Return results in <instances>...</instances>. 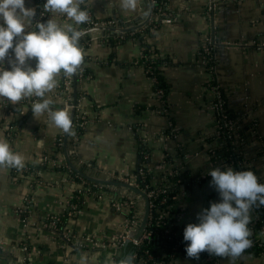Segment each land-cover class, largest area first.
<instances>
[{
  "label": "crops",
  "instance_id": "0c3cea01",
  "mask_svg": "<svg viewBox=\"0 0 264 264\" xmlns=\"http://www.w3.org/2000/svg\"><path fill=\"white\" fill-rule=\"evenodd\" d=\"M37 4L38 0H26L28 7L37 9ZM81 6L98 21L113 20L111 28H142V23L158 19L159 27L147 42L167 55L169 63L163 67L167 92L161 99L144 67L135 63L141 54L138 41L127 39L111 46L106 33L87 34L91 43L83 49L90 58L85 65L91 76L78 84L87 123L70 146L73 152L67 150L75 156L74 165H84L85 173L96 177L127 176L134 170L138 147H145L152 183L167 174L173 188L179 186L175 224L196 222L201 208L220 199L211 179H199L215 167L210 148L221 142L217 138L209 142L214 128L209 84L214 79L226 91L228 110L238 122L250 125L242 154L247 166H255L257 177L264 180V49L252 45L264 40V0H169L165 14L173 17L171 23L159 20L151 0H138L135 10L123 9L121 0H84ZM48 17L71 22L59 14ZM207 37L216 43L211 73L199 56ZM30 63L35 65L34 60ZM57 79L59 83L61 75ZM46 98L53 100V110H64L56 104L63 101L57 87ZM38 99H23L16 105L0 100V137L24 157L25 164L22 170L0 167V264H124L130 256L125 246L109 243L127 224L124 211L114 203L128 197L142 214L144 200L136 193L106 185L101 197L91 192L84 199L68 226L74 232L73 244L79 238H93L86 242L87 249H75L48 224V217L66 210L78 185L50 167L26 173L28 167L41 165L63 133L47 113H32L30 106ZM68 140L69 135L66 148ZM63 158L64 152L58 154V161ZM29 202L30 214L24 221L21 210ZM253 218L251 211V222ZM172 264L204 262L179 255ZM218 264H264V257L245 254L235 261L219 257Z\"/></svg>",
  "mask_w": 264,
  "mask_h": 264
},
{
  "label": "clouds",
  "instance_id": "9594fccd",
  "mask_svg": "<svg viewBox=\"0 0 264 264\" xmlns=\"http://www.w3.org/2000/svg\"><path fill=\"white\" fill-rule=\"evenodd\" d=\"M83 3L84 0H46L44 12L71 21L60 23L55 18L46 22L35 19L36 9L26 6V0H0V100L6 98L16 105L23 99L39 98L31 106L32 113H47L65 134H73L71 115L67 110H53V100L46 94L58 86L61 73L74 76L84 63L80 40L87 33L79 26L90 17L81 7ZM137 4L138 0H121L126 10H135ZM33 60L34 66L30 63ZM24 166V157L0 137V167L22 170ZM209 175L210 186L220 199L201 208L196 222L186 224L185 251L195 260L207 252L235 261L251 246V210L264 205V183L252 170L237 171L231 166L215 167Z\"/></svg>",
  "mask_w": 264,
  "mask_h": 264
},
{
  "label": "trees",
  "instance_id": "16d2710c",
  "mask_svg": "<svg viewBox=\"0 0 264 264\" xmlns=\"http://www.w3.org/2000/svg\"><path fill=\"white\" fill-rule=\"evenodd\" d=\"M169 0H155L154 3V12L155 13H166V7ZM43 1L38 0L36 13L39 11H43ZM82 7V6H81ZM49 13H46L43 11V16L41 19L42 21H45ZM161 18H159L160 20ZM107 20H102V22H106ZM158 19H155L154 21L146 24V26L142 28H138L136 30H130L122 37L116 36L114 37V33H111L110 31L105 32L106 34V41H108L109 45L116 46L127 39H132L138 41L140 47H141V54L139 58L135 61V63L141 64L144 67V70L146 72V75L151 78L155 77L157 80V83H154V89L161 88L164 91V94L167 92V85L163 77V67H165L169 63V58L167 55H164L161 53V51L153 46L152 44H149L147 42V38L153 37L155 35L156 30L159 27ZM120 26H123L122 22H119ZM85 26V24L80 25L79 27L82 29ZM150 27H153L154 30L151 31ZM91 39L88 35H85L80 40V46L82 48H86L90 45ZM216 43L214 45H210V50L215 53ZM90 58L85 54L84 56V63L81 66V69L78 70L77 74H75V79L77 83V101L75 105V112L72 120L73 125V134H69V140L67 142V150H70V146L73 144V138L74 136L78 137L82 133V128L79 127V121H81V114L84 115L81 109L80 100L83 96V94L78 90V84L82 79H87L91 76V70L90 67L85 65L86 62H89ZM209 64H214V60H211L210 63L207 64L206 67L209 66ZM65 76L63 73H61V79L58 83L57 90L58 94L65 99L67 95H70V98L72 100V88L73 83L71 80L70 83V91L67 92L63 90V80ZM216 81L212 80L210 84H214ZM222 97L224 100L223 110L224 113L228 117L235 116L228 110L227 107V96L226 91L220 87ZM71 100L69 102H71ZM31 110V106H30ZM29 110V111H30ZM28 111V112H29ZM85 116V115H84ZM87 121V118H86ZM87 123V122H86ZM86 125V124H85ZM84 125V126H85ZM250 125L249 123H238V129L237 132L242 137V142H237V139L235 138H227V140L223 143L222 140L219 143V145L215 148H210L211 151V157L212 160L215 162L216 159H219L218 166H221L222 168L226 166H233L237 171L239 170H247L250 169L256 174V168L255 166H247V159L243 156V147L245 146V141L247 138V131L249 130ZM65 133L63 132L61 136L58 137V139L55 142V146L52 149L51 152L44 154L46 156V159L43 160L41 165H39L37 168L34 167H28V170H26V173L30 174L32 172H36L38 169H46V168H53L56 170H59L67 175V178L70 181H73L77 183V188L74 189L73 195L70 198V201L68 203V206L66 210L60 214L55 216L53 219L48 218L47 222L53 223L50 227L51 229L61 236L63 240L66 243L72 244L75 249H87V246L72 243L71 239L66 238L63 236V232H71L74 234L72 230L69 229V222L70 220H74L75 217L78 214V211H80L84 199L93 191H97L99 188L105 189L109 188V186L101 185L98 183H94L92 181L87 180L86 178L82 177L80 174L72 170L69 165L67 159L65 157L61 159L62 164H52L51 161L58 159V154H63V140H64ZM225 136V134H224ZM209 142L216 139L214 136L209 137ZM72 140V141H71ZM239 140V139H238ZM209 149V148H208ZM137 161L134 167V170L132 173L128 176H135L136 183L138 184V187L145 192H149L150 190H153L154 188H167V192L165 194H159L156 198H149V217L146 225V232L149 233V238L143 240L139 244H134L132 242H129L125 247L124 250H126L127 254H130L133 256L131 264H172L174 260L179 256H185L187 257L185 248L186 244L188 242L184 241L183 239V231L186 226V224L183 225H176L175 222V214L178 213L179 208L176 206L177 198H178V184L176 185V189L174 183H172V178L167 174H162L158 181L156 183H152L153 173L152 168L149 166L150 160H149V153L146 150L145 147H138L137 153H136ZM68 160L74 165L73 161L75 162V156L72 154L68 155ZM221 161V162H220ZM52 164V166H50ZM78 170L81 172H85L84 168L85 166H76L74 165ZM15 171V169H14ZM117 175L114 174L112 179L117 180ZM208 179V178H207ZM260 183H264V180H261L258 178ZM88 186L92 191L88 192L85 191V187ZM156 186V187H154ZM172 189V190H171ZM128 200V202H131L130 198L123 197L120 201ZM163 200V202H161ZM133 202V201H132ZM28 204V208L25 210H21V216L25 217L28 215L27 210H31V203ZM137 206L133 204V207H130L129 210L125 213L126 219H128L131 223L133 221H139L141 218L140 213L138 214ZM252 211L255 214V221L251 222L248 227L253 229L255 232L259 231L261 227H264V205L261 206H254ZM52 217V216H51ZM166 230H171V234L166 233ZM252 243L251 246L242 254H249L256 257H264V240L263 239H256L255 235L251 233L250 237Z\"/></svg>",
  "mask_w": 264,
  "mask_h": 264
},
{
  "label": "built area",
  "instance_id": "2783aa9c",
  "mask_svg": "<svg viewBox=\"0 0 264 264\" xmlns=\"http://www.w3.org/2000/svg\"><path fill=\"white\" fill-rule=\"evenodd\" d=\"M151 2L155 3V0H151ZM82 9L86 10L89 13V17H90L89 21L87 23H85V26L82 28L85 32L92 29V28H95V27L105 26V27L111 28L114 26L113 20H107L106 22L98 21L93 17L91 11L87 7L82 6ZM158 15L161 17V19H160L161 22L171 23L173 21V17L171 15H168L165 13H158ZM42 16H43V11H39V12H37L35 19L41 21ZM48 19H49V17L47 16L46 20L42 21V22H46ZM144 26H146V25L142 24L140 27H144ZM122 29L123 28H121V30H119V31H115V32H117L118 36H120V37H122L124 35V33L126 32V31H122ZM150 30L153 31L154 28L150 27ZM214 44H215L214 39L211 37H207L205 39L204 45L199 50V56L201 57V60L205 65L210 63L211 60H214L215 55L210 50V45L212 46ZM252 45L255 46V48L258 50L264 49V40L255 41L252 43ZM208 68H209L210 73H211V72H213L214 65L209 64ZM150 79L153 81V83H157V80L155 77H151ZM71 80H72V76L71 77L65 76V78L63 80V90H65L67 92L70 91ZM213 81H214V79H213ZM209 89L213 92V97L210 101V108L213 112V118H214V123H213L214 128H213L212 136H214L215 138H217L219 140H222L223 143L227 140V138H230V139L235 138V139H237V142H242L243 139H242V137H240V135L237 132L239 122L237 121L236 118L228 117L224 113V110H223L224 100L222 97V93H221L219 84L217 82L214 84H209ZM154 94L156 97L161 98V99H163V97H164V91L161 88L154 89ZM70 100H71L70 95H67L66 98L63 99L64 104H65L64 110H67L68 112H70L71 107H72L70 105V102H69ZM34 102L35 101H33V103ZM80 118H81V121H79V127H84V125L87 122L86 117L83 114H81ZM224 134H225V136H224ZM76 140H77V137L74 136L73 143H75ZM70 151L73 152V150H71V149H70ZM45 159H46V156H44V160ZM51 163L62 164L61 160H59V161L54 160V161H51ZM215 164H216L215 167H221V166L217 165V164H219V159H216ZM87 166L92 167V164L87 163ZM116 177H117V180H121V181L130 183V184L138 187V184L136 183L135 176H128L127 177L125 175H121V176L117 175ZM206 178L211 179V176L209 175V173L199 177V179H206ZM154 187H156V186H154ZM84 190L88 191V192L92 191L88 186H86ZM93 192L96 193V195L98 197H101L102 194L104 193V190H102V188H100L99 190L93 191ZM166 192H167V188H157L156 187L153 190L146 192V194H147L148 198H156L157 195L165 194ZM26 201L28 202L27 199H26ZM161 202H163V200ZM133 204H134V202H132V201L128 202V200H125V201L115 202L114 206L119 211H126L127 212L130 207H133ZM26 208H28V206L24 207L23 210H25ZM27 212H28V215L24 217V219H23L24 221L27 220V217L30 214V209L27 210ZM54 217L55 216H52L51 219H53ZM255 219H256V217L254 214V218H253L252 222H254ZM137 222L133 221V223H131L127 219L126 229L124 230V232L120 236H118L117 238L111 239V241L109 242L110 246L119 247V246L123 245L126 240L130 239L129 235L136 230ZM50 224H53V223H50ZM51 226H53V225H51ZM171 232H172L171 230H166V233H168V234H171ZM251 233L255 235L256 239H263L264 240V227H261L259 229V231H256V232L253 229H251ZM71 235H73V234L68 232V231L63 232V236H65L66 238H69V236L71 237ZM182 235H183V233H182ZM148 238H149V233L146 232V228H145L141 237L138 240H132L131 239L130 242H132L134 244H139L140 242H142L143 240L148 239ZM92 241H94L93 238H89L87 240H84V238H79V239H76L75 243L86 246V242H92ZM23 248L27 249V244L24 243ZM132 257L133 256H131V262L133 259ZM200 259L204 262V264H218L219 257L214 256V255H209L207 252H203L200 254ZM159 264H161V263H159Z\"/></svg>",
  "mask_w": 264,
  "mask_h": 264
},
{
  "label": "water",
  "instance_id": "95a60500",
  "mask_svg": "<svg viewBox=\"0 0 264 264\" xmlns=\"http://www.w3.org/2000/svg\"><path fill=\"white\" fill-rule=\"evenodd\" d=\"M43 1L46 2V0H43ZM142 24H144V23H142ZM137 27H139V26H136V27L131 26V27H128L126 29H122V31H130V30H132L134 28H137ZM109 30L119 31L121 29L100 26V27L92 28V29L86 31V33L90 35L91 32H93V31H100L102 34H104L105 31H109ZM72 83H73L72 100L70 102V105L72 107H71V110H70L69 113H70L71 118L73 120V116H74V112H75V105H76V101H77V83H76L75 75L72 76ZM56 104L63 105V106L65 105L64 101L56 102ZM68 135L69 134H65V136H64L63 150H64V157H65V159H67L68 165H69V167L72 170H74L75 172H77L78 174H80L82 177L86 178L89 181H92L94 183H98V184H101V185H112V186L123 188V189H125L127 191H131V192L136 193L137 195H139L144 200V210H143V213H142V216H141L140 220L137 222V228H136V230L133 233H131L129 235L130 239L126 240L124 242L123 246H126L130 242L131 239L132 240H138L141 237L143 231L146 228L148 217H149V198H148L146 192L144 190L140 189L139 187H136V186H134V185H132L130 183H127V182H124V181H121V180H114L112 178L96 177V176H93L91 174H87L85 172H81L80 170H78L68 160V151L66 149V141H67ZM124 264H131V255L125 260Z\"/></svg>",
  "mask_w": 264,
  "mask_h": 264
},
{
  "label": "rangeland",
  "instance_id": "374dc122",
  "mask_svg": "<svg viewBox=\"0 0 264 264\" xmlns=\"http://www.w3.org/2000/svg\"><path fill=\"white\" fill-rule=\"evenodd\" d=\"M79 212V211H78ZM140 215L142 216V214L140 213ZM29 217V216H28ZM28 217H27V219H28ZM48 218H51V216L50 217H48ZM50 224V223H49ZM50 225H52V224H50ZM73 237H75L74 236V234L73 235H71V237L69 236V239H72ZM88 248V247H87Z\"/></svg>",
  "mask_w": 264,
  "mask_h": 264
}]
</instances>
